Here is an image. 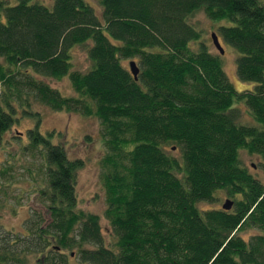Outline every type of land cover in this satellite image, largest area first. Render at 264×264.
Masks as SVG:
<instances>
[{
    "label": "trees",
    "instance_id": "trees-1",
    "mask_svg": "<svg viewBox=\"0 0 264 264\" xmlns=\"http://www.w3.org/2000/svg\"><path fill=\"white\" fill-rule=\"evenodd\" d=\"M99 2L0 0V137L33 116L29 147L46 183L27 235H0V264H25L28 252L45 264H71L74 253L89 264H264V0ZM199 11L221 22L253 87H235L191 20ZM80 44L86 70L73 67ZM65 75L70 94L50 82ZM36 102L100 119L103 214L79 208L83 159L41 131ZM220 192L231 208L200 206Z\"/></svg>",
    "mask_w": 264,
    "mask_h": 264
},
{
    "label": "rangeland",
    "instance_id": "rangeland-1",
    "mask_svg": "<svg viewBox=\"0 0 264 264\" xmlns=\"http://www.w3.org/2000/svg\"><path fill=\"white\" fill-rule=\"evenodd\" d=\"M7 1L16 2V0ZM37 1L48 6L54 4V0ZM90 1L95 7L100 8L99 0ZM191 20L202 30V36L210 49L219 53L213 43L211 33L217 31L221 22L211 19L204 11L195 13ZM221 40L225 47V53L221 54L223 65L235 87L238 90L253 87L254 84L251 81L241 79L237 73V50L222 38ZM72 57L74 68L86 70L91 65L85 44L73 47ZM50 82L66 94L73 92L69 75L58 79L51 78ZM240 105L243 110L246 109L243 103ZM34 106V109H39L42 112L41 131H56L55 138L65 141L69 155L83 159V165L77 171L76 181L79 208L103 214L106 201L105 190L100 179V159L106 149L102 139L100 119L95 116H86L80 112L55 110L39 102H36ZM17 115L20 117L21 112H18ZM242 119H251V115L245 111ZM35 123L36 119L33 116L23 114L11 129L5 132L2 138L0 137V235L8 236L15 242H18L17 235L23 236V233L27 235L25 228H27V220L32 210L44 211L45 209L40 191L46 186V183L43 174L38 172L42 164V154L39 149L29 147L28 128L34 126ZM242 156L248 165L256 161L252 155L246 152H243ZM256 170L254 168V171ZM226 197L228 196L225 193L220 192L218 199L202 201L200 206L204 208L221 207ZM103 223L104 226L107 224L106 219H103ZM257 231H259L257 227H252L242 233L248 237ZM43 254L28 252L25 264H45ZM73 255L71 264H89L81 261L76 253Z\"/></svg>",
    "mask_w": 264,
    "mask_h": 264
},
{
    "label": "water",
    "instance_id": "water-1",
    "mask_svg": "<svg viewBox=\"0 0 264 264\" xmlns=\"http://www.w3.org/2000/svg\"><path fill=\"white\" fill-rule=\"evenodd\" d=\"M211 36H212L213 43L215 44V46L219 50V53L224 54L225 53V47L222 43L220 35L217 33V31H212ZM130 67H131V70H132L133 74L135 75V77L138 78V73L140 71V68H139L136 60L130 61ZM233 202H234V200L228 197L225 199V201L223 203V207L226 209H229L233 206Z\"/></svg>",
    "mask_w": 264,
    "mask_h": 264
}]
</instances>
